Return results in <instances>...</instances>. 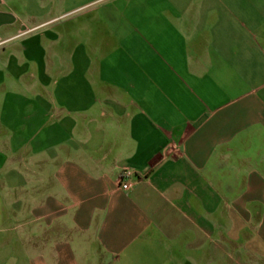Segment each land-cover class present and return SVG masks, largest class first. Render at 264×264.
Masks as SVG:
<instances>
[{
    "label": "crops",
    "instance_id": "crops-1",
    "mask_svg": "<svg viewBox=\"0 0 264 264\" xmlns=\"http://www.w3.org/2000/svg\"><path fill=\"white\" fill-rule=\"evenodd\" d=\"M0 264H264V0H0Z\"/></svg>",
    "mask_w": 264,
    "mask_h": 264
},
{
    "label": "built area",
    "instance_id": "built-area-1",
    "mask_svg": "<svg viewBox=\"0 0 264 264\" xmlns=\"http://www.w3.org/2000/svg\"><path fill=\"white\" fill-rule=\"evenodd\" d=\"M131 174V171L127 168L122 169V171L120 172L119 176H118V185L119 187H121L122 189H127L129 184L127 183L126 179L128 178V176Z\"/></svg>",
    "mask_w": 264,
    "mask_h": 264
}]
</instances>
